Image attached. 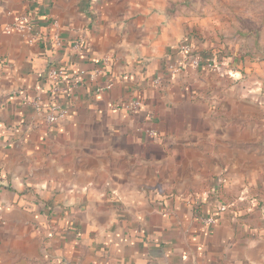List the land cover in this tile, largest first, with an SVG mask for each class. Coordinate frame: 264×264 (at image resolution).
<instances>
[{"label": "crops", "instance_id": "crops-1", "mask_svg": "<svg viewBox=\"0 0 264 264\" xmlns=\"http://www.w3.org/2000/svg\"><path fill=\"white\" fill-rule=\"evenodd\" d=\"M173 2L0 0V264H264L262 56L174 74Z\"/></svg>", "mask_w": 264, "mask_h": 264}, {"label": "rangeland", "instance_id": "rangeland-1", "mask_svg": "<svg viewBox=\"0 0 264 264\" xmlns=\"http://www.w3.org/2000/svg\"><path fill=\"white\" fill-rule=\"evenodd\" d=\"M173 1V11L183 7L191 16L200 19L206 27L203 33L199 28V39L202 46L212 42L214 49L210 48V44L201 51L200 45L197 51L204 52L203 54L208 57H204L205 60H215L218 69L223 61L222 56L225 57V54L232 52L243 58L245 56L253 58V54H260L262 57L255 55V60L264 62V0ZM230 78L236 80L237 74L232 71Z\"/></svg>", "mask_w": 264, "mask_h": 264}, {"label": "built area", "instance_id": "built-area-1", "mask_svg": "<svg viewBox=\"0 0 264 264\" xmlns=\"http://www.w3.org/2000/svg\"><path fill=\"white\" fill-rule=\"evenodd\" d=\"M23 24H28L27 22V18L25 16H21L18 18L17 23L8 28L7 31L8 33H11L13 30H22L23 29ZM28 29V27H26ZM59 45V42H58ZM74 49H79V45H76L74 47ZM180 53L182 56V59L179 61V64L176 65L173 69V73L174 74H178L180 72H182L183 68L185 66H188L190 68H193L195 70H199L201 69V67H205L206 70H208L210 73L213 74H218V67L217 65H215V60H211L207 63H203L202 58L199 56L197 48L195 46H193L191 43L185 41L181 47H180ZM48 79L51 81V83L53 84V89L52 92L54 94L56 93H65L67 91V89L64 87V85H62L61 83L66 82L67 80V76L65 71L60 68V67H51L49 69L48 75H47ZM81 82V79L79 76H76V78L73 81V84H71V88L72 87H76V85H78ZM162 83L160 78H157L155 81V85H160ZM113 86L112 83H107L106 87L103 90H109L111 89ZM102 90V91H103ZM35 106L37 108L38 113H42V108L41 106H39V103H35ZM140 107V103L139 102H132L127 106V109L130 111H135ZM69 115V109L64 106L61 103H57L55 105H51L48 110L43 114V122L45 125L51 127V126H55L61 122H64L67 117ZM226 210V208H221L220 211L224 212ZM0 220H1V214H0ZM208 223L210 224H214L216 222L215 219H209L207 220Z\"/></svg>", "mask_w": 264, "mask_h": 264}, {"label": "trees", "instance_id": "trees-1", "mask_svg": "<svg viewBox=\"0 0 264 264\" xmlns=\"http://www.w3.org/2000/svg\"><path fill=\"white\" fill-rule=\"evenodd\" d=\"M198 32H199V28L198 27L193 28V30H191V32L189 33V38L192 39V40H199L200 41ZM199 56L202 58V60L204 62H206L208 60V59L205 60V58H204L205 55L202 56V55L199 54Z\"/></svg>", "mask_w": 264, "mask_h": 264}]
</instances>
